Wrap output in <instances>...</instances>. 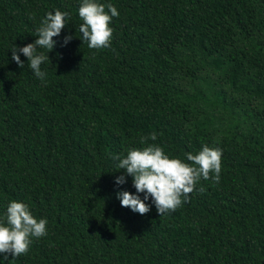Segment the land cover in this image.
<instances>
[{
  "label": "trees",
  "instance_id": "1",
  "mask_svg": "<svg viewBox=\"0 0 264 264\" xmlns=\"http://www.w3.org/2000/svg\"><path fill=\"white\" fill-rule=\"evenodd\" d=\"M100 2L119 17L93 50L80 0H0V217L17 200L48 221L0 264H264V0ZM55 10L69 21L45 83L11 49ZM152 132L185 161L205 144L223 153L219 182L161 217L121 207L116 193L136 190L130 176L115 184L112 159Z\"/></svg>",
  "mask_w": 264,
  "mask_h": 264
},
{
  "label": "clouds",
  "instance_id": "2",
  "mask_svg": "<svg viewBox=\"0 0 264 264\" xmlns=\"http://www.w3.org/2000/svg\"><path fill=\"white\" fill-rule=\"evenodd\" d=\"M78 16L82 23L79 26L80 39L89 49L101 50L111 46L114 17L119 12L111 3H101L100 0H80ZM69 13L55 10L47 12L35 29L38 37L33 43L23 47L13 46L11 59L20 67L24 62L20 53L27 58V63L33 74L46 83V73L41 65L50 61L48 53L55 45L57 37L67 27ZM82 34V35H81ZM73 37L65 36L63 44L67 45ZM38 49H46L47 54ZM157 134L150 133L141 136L139 143L142 147H132L125 154L112 157L115 167L121 175L115 179L117 186L126 183V177H132V186L135 194L129 191H118L117 199L121 207L129 208L132 212L145 215L154 205L157 214L161 217L176 211L183 204L190 201V194L197 191V184L203 179L218 183L222 171V149L208 145L195 154L186 153V161L170 156L164 147L149 143L155 141ZM200 192L204 189L201 187ZM143 194V198L141 195ZM151 200V204L146 201ZM48 221L46 218H37L26 203L11 200L5 214L0 217V254L5 260L9 256L12 260L27 255L33 240H38L48 234Z\"/></svg>",
  "mask_w": 264,
  "mask_h": 264
}]
</instances>
